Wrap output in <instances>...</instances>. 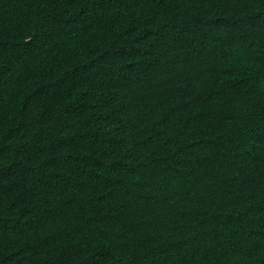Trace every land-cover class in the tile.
Listing matches in <instances>:
<instances>
[{
	"label": "trees",
	"instance_id": "obj_1",
	"mask_svg": "<svg viewBox=\"0 0 264 264\" xmlns=\"http://www.w3.org/2000/svg\"><path fill=\"white\" fill-rule=\"evenodd\" d=\"M0 264H264V0H0Z\"/></svg>",
	"mask_w": 264,
	"mask_h": 264
}]
</instances>
